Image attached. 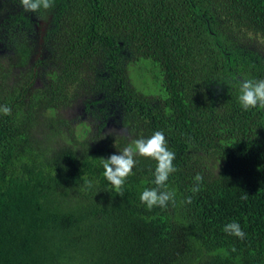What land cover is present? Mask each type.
<instances>
[{"label": "trees", "instance_id": "trees-1", "mask_svg": "<svg viewBox=\"0 0 264 264\" xmlns=\"http://www.w3.org/2000/svg\"><path fill=\"white\" fill-rule=\"evenodd\" d=\"M247 79H264V0H0V264H264V108L242 109ZM155 131L176 203L148 210L156 161L136 157L121 197L101 158Z\"/></svg>", "mask_w": 264, "mask_h": 264}, {"label": "clouds", "instance_id": "clouds-1", "mask_svg": "<svg viewBox=\"0 0 264 264\" xmlns=\"http://www.w3.org/2000/svg\"><path fill=\"white\" fill-rule=\"evenodd\" d=\"M20 4L25 12H39L49 10L54 7V0H20ZM239 103L243 110L250 108H264V79H247L240 82ZM0 113L11 115V108L7 105L0 106ZM151 158L156 161V167L153 172L154 187L144 188L140 193V202L146 205L148 210L153 207L167 208L171 203H176V192L168 187L170 175L178 169L174 165L175 153L168 147V142L162 131H155L150 137L138 138L131 144L123 148L119 154H113L109 158H101L103 176L112 185L117 195L124 196V185L126 179L133 175V168L137 164L136 157ZM87 188L93 187V181L85 179ZM203 176L197 173L194 177V184L190 191L197 194L202 190ZM247 200L248 195L245 193L241 197ZM183 203H192V197H185ZM223 231L229 235L238 237L241 240L246 238V233L242 230L240 224L236 221L227 223ZM235 251V248H233Z\"/></svg>", "mask_w": 264, "mask_h": 264}, {"label": "rangeland", "instance_id": "rangeland-1", "mask_svg": "<svg viewBox=\"0 0 264 264\" xmlns=\"http://www.w3.org/2000/svg\"><path fill=\"white\" fill-rule=\"evenodd\" d=\"M80 112V106H79V104H74L70 109H68V110H66L65 112H64V115L66 116V117H71V116H73V115H76V114H78Z\"/></svg>", "mask_w": 264, "mask_h": 264}]
</instances>
